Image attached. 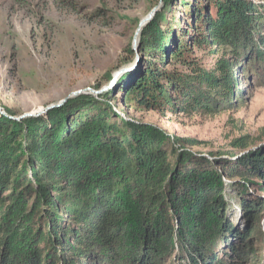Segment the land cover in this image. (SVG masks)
I'll return each instance as SVG.
<instances>
[{
  "label": "trees",
  "instance_id": "1",
  "mask_svg": "<svg viewBox=\"0 0 264 264\" xmlns=\"http://www.w3.org/2000/svg\"><path fill=\"white\" fill-rule=\"evenodd\" d=\"M207 2L215 11L199 13L193 44L221 51L211 69L183 56L182 41L170 49L157 14L141 32L145 70L125 73L105 100L74 99L81 112L69 123L41 135L33 117L0 108V264H224L222 255L235 263L254 252L255 228L234 224L225 179L264 182V144L235 140L246 151L222 164L185 148L197 140L120 126L107 102L123 84L147 109L216 114L239 104V69L251 74L249 64L264 60V2ZM240 204L260 222L264 201L242 195Z\"/></svg>",
  "mask_w": 264,
  "mask_h": 264
},
{
  "label": "rangeland",
  "instance_id": "2",
  "mask_svg": "<svg viewBox=\"0 0 264 264\" xmlns=\"http://www.w3.org/2000/svg\"><path fill=\"white\" fill-rule=\"evenodd\" d=\"M154 8L149 22L160 14L157 22L169 35L170 49L182 41L190 47L183 56L211 69L221 51L216 54L193 44L202 30L198 29L202 26L197 21L199 13L215 11L207 0H0V108L10 107L18 116L34 112L39 134L44 135L54 124L69 123L81 112V107L74 112L69 105L74 99L86 95L105 100L103 95L123 79L110 87L108 72L113 74L136 58L127 73L142 72L152 60L141 51L142 34L137 32ZM136 36L138 47L131 53L128 48L133 49ZM170 60L169 68L186 69L181 61ZM249 69L251 74L241 69L237 73L240 103L216 114L140 107L135 93H127L130 86L123 84L106 101L119 114L120 126L124 120L152 125L173 138L197 140L200 143L195 146H184L198 155H219L222 164L235 162L246 151L235 140H249L251 147L264 144V60H254ZM68 96L64 103L46 110ZM225 181L234 224L242 232L255 230L249 240L254 252L235 263L222 255L224 264H264V209L257 222L245 217L240 204L242 195L264 201V182L240 177Z\"/></svg>",
  "mask_w": 264,
  "mask_h": 264
},
{
  "label": "water",
  "instance_id": "3",
  "mask_svg": "<svg viewBox=\"0 0 264 264\" xmlns=\"http://www.w3.org/2000/svg\"><path fill=\"white\" fill-rule=\"evenodd\" d=\"M156 10H157V8H154V10H152L149 13V15L141 21V23L144 22L145 24H147L152 19L153 13ZM140 30H141V28L138 29V32H137L138 35L140 34ZM137 45H138V38L136 36L135 39H134V41H133V45H132L133 50H137V47H138ZM136 61H137V58L134 61H131L130 63H128V64H126V65L118 68L112 74V79H111V82H110V85L109 86L111 87V85H113L121 76H123L125 73H127L135 65ZM74 94H77V92H74L72 95H74ZM70 96L62 99L58 103H53V104L48 105L46 107V110L51 109V108L56 107V106H59L60 104L64 103ZM34 115H35L34 112H28V113H24V114L18 116V118L22 119V118H26V117H32ZM200 155L208 156V154H200Z\"/></svg>",
  "mask_w": 264,
  "mask_h": 264
},
{
  "label": "bare ground",
  "instance_id": "4",
  "mask_svg": "<svg viewBox=\"0 0 264 264\" xmlns=\"http://www.w3.org/2000/svg\"><path fill=\"white\" fill-rule=\"evenodd\" d=\"M145 26V23L144 22H142L141 24H140V28H141V30H140V33H141V31H142V28Z\"/></svg>",
  "mask_w": 264,
  "mask_h": 264
}]
</instances>
